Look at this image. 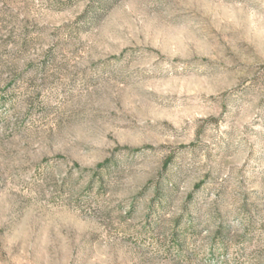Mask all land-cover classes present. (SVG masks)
<instances>
[{
	"label": "rangeland",
	"instance_id": "1",
	"mask_svg": "<svg viewBox=\"0 0 264 264\" xmlns=\"http://www.w3.org/2000/svg\"><path fill=\"white\" fill-rule=\"evenodd\" d=\"M0 264H264V0H0Z\"/></svg>",
	"mask_w": 264,
	"mask_h": 264
},
{
	"label": "trees",
	"instance_id": "2",
	"mask_svg": "<svg viewBox=\"0 0 264 264\" xmlns=\"http://www.w3.org/2000/svg\"><path fill=\"white\" fill-rule=\"evenodd\" d=\"M169 162H170L169 160L166 161V163L164 164L165 167L168 166ZM112 164H113V160L107 159L105 162L98 165L96 168L92 169L93 176H94V182H99L100 184H103L104 183V172L105 171L107 172L110 169ZM155 190L157 192V197L159 198V200H164L165 198L168 197L167 193L164 192L165 187L163 186L162 183H159L158 185H156Z\"/></svg>",
	"mask_w": 264,
	"mask_h": 264
}]
</instances>
